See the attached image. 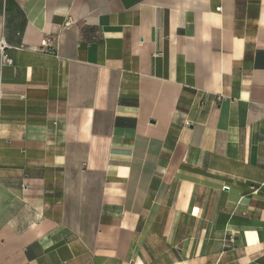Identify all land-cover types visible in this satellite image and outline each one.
Returning a JSON list of instances; mask_svg holds the SVG:
<instances>
[{
    "label": "crops",
    "instance_id": "obj_1",
    "mask_svg": "<svg viewBox=\"0 0 264 264\" xmlns=\"http://www.w3.org/2000/svg\"><path fill=\"white\" fill-rule=\"evenodd\" d=\"M0 264H264V0H0Z\"/></svg>",
    "mask_w": 264,
    "mask_h": 264
},
{
    "label": "built area",
    "instance_id": "obj_2",
    "mask_svg": "<svg viewBox=\"0 0 264 264\" xmlns=\"http://www.w3.org/2000/svg\"><path fill=\"white\" fill-rule=\"evenodd\" d=\"M217 9H220V7H218ZM42 43H43V45H45V46H49V45L52 44V38H51L50 36H46V37L42 40ZM231 241H233L232 238H231Z\"/></svg>",
    "mask_w": 264,
    "mask_h": 264
}]
</instances>
